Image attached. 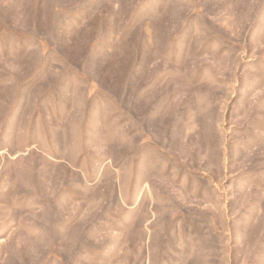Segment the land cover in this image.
Segmentation results:
<instances>
[{
  "label": "rangeland",
  "instance_id": "1",
  "mask_svg": "<svg viewBox=\"0 0 264 264\" xmlns=\"http://www.w3.org/2000/svg\"><path fill=\"white\" fill-rule=\"evenodd\" d=\"M0 264H264V0H0Z\"/></svg>",
  "mask_w": 264,
  "mask_h": 264
}]
</instances>
